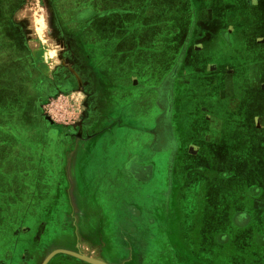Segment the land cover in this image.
I'll list each match as a JSON object with an SVG mask.
<instances>
[{
  "label": "crops",
  "instance_id": "0c3cea01",
  "mask_svg": "<svg viewBox=\"0 0 264 264\" xmlns=\"http://www.w3.org/2000/svg\"><path fill=\"white\" fill-rule=\"evenodd\" d=\"M79 1L82 2L74 5L72 10L62 11L58 8L56 11L62 20L69 17L67 19L72 18L79 22L78 32L75 34L83 36L81 45L84 49L79 56L83 61L82 65L90 69L93 59L105 60L107 64L113 63L108 70L115 82L116 89L111 91L115 96H108L110 91L106 93L104 88V100L96 104L89 96L92 91L100 89H92L90 86L86 90L88 97L85 98V90L80 85V74L72 66V72L79 82L78 88L64 94L74 98L71 119L73 122L79 120V124L87 123V130L83 133L78 131V136L67 149L64 148L65 143L55 147L43 145L42 141L45 140L34 130L41 125L40 118L34 121V128H30V132L26 128L15 133L12 126L0 122V130L10 135L0 142V173L8 175L12 166L17 164L21 169L34 174V178H27V186L21 182H16L17 185L14 186L15 181L9 183L8 179L3 180L5 178L0 175V197L3 194L9 196L10 188L28 187L32 206L39 205L38 212L27 215L11 216L7 212L0 214V221H4L0 224V238H6L0 239V264H41L45 255L54 248L67 249L105 264H138L134 263L136 260L140 264H150L155 260L154 257L160 259L159 261L169 262L172 252L179 251L200 253L199 257L191 256L192 261L195 259L200 264H219V219L226 218L228 221L233 216L237 219L241 212H245L249 217V224L252 219L263 220L264 217H254L256 209L251 215V210L239 206L243 201L241 197L236 199L238 196L234 182L224 184L220 180L233 172L239 174L240 170L237 167L236 171L230 172L219 169L221 153L224 164L228 167L232 164L225 146L219 143V104L216 109L209 100L201 107L202 102L199 101L200 111L204 114L202 118L207 116L211 120H196L199 111L192 104L200 89L184 85V80H188L189 68H197L196 64L191 65L190 56H185L172 85L167 126L173 137L174 149L173 152L168 151L172 157L168 179L155 182L151 193L140 191L152 173L154 162L150 160L151 157L160 150H168L163 148L164 144L152 143L150 129L156 122L161 124L165 120L158 118L161 106L164 105L158 98L159 89L164 77L173 67L177 49L184 39V31L189 25L186 21L192 14L191 5L186 8L185 1L179 7L178 2L167 4V0H156L158 4L151 3L152 0ZM24 3L25 0H7V4L0 7V12L10 13L4 26L19 27L13 21L17 13L24 11ZM83 8L88 11L80 13ZM43 9L47 11L44 5ZM64 12L69 16L63 15ZM108 48L112 51L107 52ZM7 57L17 58L16 55ZM32 60L35 65L36 62L43 63L37 54L32 55ZM201 61L200 57L199 64ZM206 64L208 67L212 65L208 62ZM1 87L3 94L0 92V116L15 120L16 125L34 117L36 112L16 103L15 95L11 98L4 95L9 87ZM216 88L219 89V86ZM9 101L14 105L7 108ZM86 109L88 111L83 115ZM209 111L216 112L208 114ZM21 114L23 119L19 117ZM47 117L49 116H44L46 121H50L51 118ZM129 130L135 139H140L142 147L139 148L138 144L132 152L127 151L125 162L118 166V172L125 180L121 181L119 178L114 185L108 187L104 195L100 194L97 198L95 191L91 197L88 194L89 179L83 169L86 170L85 167L92 159L97 142L104 138L116 139L118 133L121 136ZM141 150L147 152L146 156ZM66 171L73 173V180H65ZM66 187L72 188L70 196L64 190ZM104 189L106 190L105 187ZM221 189H225L229 196L225 197V191L222 192ZM33 193L35 198L32 200ZM249 193L247 197L250 201L257 198ZM230 196L235 198L236 205L233 204L234 201L229 202ZM137 197L144 199L139 200ZM66 198L71 200L70 209H65ZM52 201L55 209L45 213ZM226 201L232 207L221 216L219 204H225ZM9 202L7 199L0 200V204ZM260 203H264V198ZM192 205L199 207L200 213H194ZM31 219L56 222L55 231L50 232L57 239L50 246H39V252L34 251V254L31 247ZM67 219L72 223L65 232L62 221ZM17 220L24 221L25 226L23 238L21 233L18 234L20 247L16 252L6 241L15 236L11 231L13 221ZM59 224L62 225L60 233V228L57 229ZM151 226L154 229L152 233L149 232ZM44 229L46 227L40 228V233ZM203 252L213 256L208 263H204L207 257ZM45 264L93 263L58 252Z\"/></svg>",
  "mask_w": 264,
  "mask_h": 264
},
{
  "label": "rangeland",
  "instance_id": "374dc122",
  "mask_svg": "<svg viewBox=\"0 0 264 264\" xmlns=\"http://www.w3.org/2000/svg\"><path fill=\"white\" fill-rule=\"evenodd\" d=\"M185 1H187L186 8L191 5L193 22H197L200 19H204L203 17L204 14H207L203 11H200L202 5L205 4L214 5L216 7V13L218 16H219L220 7L221 6L223 7L222 0H191V2L190 0H167L165 3L172 4L173 2L175 3L178 2L179 4L177 5L180 7V5L183 6V3ZM228 1L231 3L230 7L232 9L226 12V15L230 17L229 20L224 23L225 26L229 27L231 31V33L229 34L230 37L229 46H224L223 48H219V44H218L219 39L216 37L217 36L216 33L217 32L219 33V28L217 30L216 28L214 30V28L212 27L205 28V33L207 34V42L210 45L209 47H212L214 49V51L212 50V53H208L209 57L210 56L213 57L211 60H215L216 58H218L220 61L219 63L221 64L223 63L222 67L229 65L230 67L233 66L235 68L236 71L235 72L236 76L234 80L235 88H236L235 96L236 98H238L240 97V95L245 93V91H253L252 89H250L252 83L246 81L245 79L247 75L246 73L247 71L245 70L244 67H246V65L252 66L253 63L255 62L257 69L259 68L264 69V0H227L226 2L229 4ZM160 2L161 1H159V3ZM151 3L158 4L156 0H152ZM45 4L46 2L44 0H25L24 8H23L24 11L17 13L14 18L15 23L19 26L14 34L16 36H19L20 42L22 44L24 43L27 46V49L29 51L28 53L32 55L37 54V57L43 60L42 61L43 63L41 64H43L44 68L50 70L53 66L56 65V62L58 61V57L62 51L59 50V43L56 38L57 35L55 33V28L51 26V22H50L51 15L50 13H48V11L43 9V5ZM212 8L215 11V8L214 7ZM0 17L1 19L6 20L7 15H5V13L0 12ZM1 63L2 61L0 58V72H1V68H3L4 66ZM242 65H244V67H242ZM4 83L5 82L3 80L0 82V85L3 86L5 85ZM258 84H259V79L257 80V86ZM1 93L3 94V92ZM15 93L17 94V96H15L16 103H20V106L23 107L21 99L24 100L23 97L25 92L23 91L21 93L19 92H15ZM4 95L7 96L8 98H11L13 97V92H8L7 95L4 92ZM18 95L21 97H19ZM26 95L29 94L26 93ZM2 98L4 99L5 97H1V99ZM236 98H234V100L237 103H240ZM255 98L257 104L258 102L259 104L260 103L264 104V92L260 91V89L257 90L256 97L254 96L249 97V101L252 103ZM209 100H211L212 106L216 109L219 102H221L219 104L220 112L217 111V114L223 115L227 118L231 117V116L228 117V115L231 114L229 112L227 113V109L225 108L227 107L225 105L227 99L224 100L219 99V89L211 85H207L206 87L201 88L198 93H196V96L193 100L194 104H192V107L197 108L199 111L198 118L196 119L197 121L200 120L202 121L204 118L207 119L206 121L211 120V118L210 117L207 118V116H204L202 118L203 113L200 111V108ZM73 101H74L73 97L67 96L64 93H59L49 98L40 109L44 113L42 114L44 116L46 115L49 116L51 118L50 121L53 123V125L55 124L58 127V125L61 124L62 122H68V120L71 119L72 110H73ZM199 101L202 102L201 107L199 105ZM6 105H8L7 108H9L12 107L14 103L10 102ZM212 112L213 111H209L208 114H212ZM215 112L216 111H214L213 114ZM260 113H263V110H261ZM33 116H35V119H32V121L34 122L39 116L37 114ZM19 117L23 119L22 114L19 115ZM29 120H27L28 122L23 120L20 125H16L15 120H12L9 117L0 116V122L12 126L15 133H20L19 132L20 130L23 131L26 128H28V131L30 132L31 130L29 129L34 128V124L32 121ZM46 125H43L42 128L45 129L46 127H48V125L47 126ZM244 125L245 126L250 125V123H244V122L232 123V121H229V128H232L233 133L237 131L238 138H245ZM125 133L126 134H122L121 136L120 133H118L116 139L104 138V140L100 139L97 142L96 151L94 152L92 159L85 167L86 170L83 169V172L85 173V175L88 176L89 179V182L87 181L89 186L88 194L91 197L95 191H96L95 197L97 198L100 197L101 195H104L108 187L114 185L115 182H117L116 180H118L119 178L121 181L122 179L125 180V178L122 177V174L118 172L117 169L118 166H120L121 164H123V162H125V157H126L125 153L127 151L132 152L134 148L138 147V144H139V148L142 147L140 144L141 142L140 139L139 138L135 139L134 135L132 134V132H130V130ZM227 136H229V134ZM8 137H10L8 133H5L0 130V142L6 140ZM221 140L222 139H219V141ZM229 143L230 142L227 141L225 144L230 147V150H226V153H229L227 157L230 158L229 160L232 163L231 167H228L226 166L227 164H224L223 161L224 157L222 156L221 153L219 154V163H220L219 169L221 170L222 169L221 167H223L222 169L223 172H230L231 170L236 171V167H237L239 168L240 173L238 174L236 172H233V174H230V176H227V178L220 180H222L223 183L225 182L224 184H227L231 181L234 182L237 188V196H238L236 197V199H240L239 197H241L242 198L241 201H243V204L241 203L239 204V206H241L242 208L247 207L249 210H251L250 212L251 215H253L254 213L253 210L256 209V214H254L253 216L256 217L257 215L259 218H263V215H261V213L264 212V203H260V201L262 198H264V191H263L264 190V155H263L264 152L261 151V148L264 149V141L261 143V145L257 143L255 145V148H253L251 141L250 142L245 141V144L239 146L240 153L238 147H235V141L234 143H232L231 141L230 145ZM47 145L49 147L51 146L49 141ZM163 148L167 149V146H165L164 144ZM243 150L246 151H244L243 153ZM168 151L169 150H160L159 152H156V154L152 156L151 159L149 158L152 162H154V165L151 171L152 173H150L149 178L143 183L144 186H142L140 190L141 193L142 191L151 193V191L154 188L155 182L164 181L166 178L168 179L167 177L168 171L170 170L169 165L171 164V159H172L171 153ZM237 151L238 153H236ZM141 152H143L144 155L146 156L147 153L146 151L141 150ZM137 160H139V157L137 158ZM64 174H65V180L68 181L73 180V173L71 171H66L64 172ZM32 178H34V174ZM16 185L17 183L14 184V186ZM260 186L263 187L262 191L260 189ZM104 187L106 188V190L104 189ZM17 189L18 188H15V190ZM34 189L35 188H33L32 190ZM64 190L69 194V196L71 195L72 188L66 187ZM221 191L222 192L225 191V193H223L224 196L226 195L225 197L229 196V194L227 195V191L225 189H221ZM247 193H249V195H255V197L257 198H255L254 200L252 199V201H250V198L247 197ZM34 198L35 196L33 193L32 200ZM137 199L139 200L144 199V197H139V198L137 197ZM34 201H36V199ZM66 201L67 204L65 209H70V207L72 206L70 203L71 202L70 198L69 199L66 198ZM231 201H234L233 203L234 205L237 204L235 203V198L230 196L229 202L231 203ZM68 203L70 205H68ZM230 207L232 206L227 201L225 204L223 203L219 204V212L221 213V216L224 215L225 211L226 212L227 210L229 211ZM54 209H55V204L52 201L51 203H49L48 209L45 210V213H48L50 211L52 212ZM209 209H210V205L208 206V210ZM31 210L32 212H38L39 208L38 206L35 207L32 206ZM192 210L194 213L195 212L200 213V208L194 207V205H192ZM202 213H203L202 216L204 217L205 211L203 210ZM239 216L237 217V219H235L233 216L231 220L228 221L226 218L219 219V250H221V252H219V264H260L259 262H257V260L258 259L261 260L260 253L262 252V249L260 245L264 243V233H263L264 225L262 226L264 219L263 220L252 219V221H250L251 223L249 222V224H247L249 218L248 215L245 212H241ZM253 216L251 218H253ZM33 217L34 216H32V218ZM2 222L4 221L1 220L0 224ZM13 222L14 225L12 226L13 230L11 232L15 234V236H13V238L10 237L11 239L9 238L6 241V244L9 245V240H10L11 242L10 245L13 244L12 249L17 252V250L20 247L18 246V241H17L19 238L18 234L21 233V238H23L22 235L25 224L24 221L21 220H17L16 222L15 221ZM30 223L33 232V240L31 244L33 254L35 253L34 251L39 252L38 251L39 246L40 247L50 246L53 244V241L57 239L56 238L57 236L55 237L53 233L50 232L52 230L53 232L55 231L56 222H52L50 220H45V219L41 221L36 219H31ZM62 223H64L63 231L66 232L67 231L66 228L71 226L72 221L67 219L65 221H62ZM237 224H240L241 226L239 225L237 226ZM152 226L150 227L149 230L150 233H152V231L154 230ZM44 227H46V229H44L40 233L39 229ZM61 227L62 225L60 224L57 227V229L60 228L59 233L62 231ZM256 230H259V232ZM12 239L14 240L13 242L11 241ZM203 254L204 256L207 257L206 261L204 260V263H208L207 261L209 260V258L213 257L212 255H207V253L205 252H203ZM55 255L56 253L53 254L51 257H54ZM191 256L199 257L200 253H195L194 251L193 252L179 251V253L172 252V257L169 262L159 261L160 259L156 257L154 258L155 261L159 262V264H200L195 259H193L192 261Z\"/></svg>",
  "mask_w": 264,
  "mask_h": 264
},
{
  "label": "flooded vegetation",
  "instance_id": "af4514ba",
  "mask_svg": "<svg viewBox=\"0 0 264 264\" xmlns=\"http://www.w3.org/2000/svg\"><path fill=\"white\" fill-rule=\"evenodd\" d=\"M44 1L46 2L44 6L46 7L48 13H50L51 15V26L55 28V33L57 35L56 38L59 43V50L62 51L59 55L60 58L56 62V65L53 66L50 70L45 69L43 64L41 63L36 62L35 65L34 60H32V54L28 53L29 51L27 49V46L24 43L22 44L20 42V37L14 34L17 28L4 26V24L8 21L7 19L10 14L5 13V15H7L6 20L1 19L0 17V58L2 61L1 64L4 65L3 68H1L0 72V82L4 80L5 85H3V87H9L7 88L8 90H5V93L13 92V95L17 96L15 92H25L23 97L24 100L21 99L23 107L32 109L34 113L36 112V114L39 116L38 118L42 120V122L40 123L41 125L37 126L34 130L35 132L37 131V135H40L42 137L41 139L45 140L42 141L43 145H47L48 141L52 147L65 143L63 145L65 146L64 148L67 149L68 147H71V142L75 140L79 132L83 133L85 130H87V123L81 122L79 124V120L73 122V119H71L68 122H62L57 127L55 124L53 125L51 121H46L42 114L43 111L40 108L49 98L53 97L54 95H57L59 93H69L73 91V89L78 88L77 86L79 82L72 72V66L80 74V85L83 86L85 90V98L88 97L89 93L86 94V90L88 89V87L90 88V86L92 87V89H100V91H92V95L90 94L89 97L91 98L92 102L96 101V104L102 103V101L104 100L102 94L104 88L106 90V93L110 91V94L108 96H111L112 98L115 95L114 93L112 94L111 91L113 90L114 92L116 88L115 82L109 75L108 69L113 66V63L107 64L105 60L95 61L93 59L90 69L88 68V66L82 65L83 61L81 58H79V56L84 49V46L81 45L83 36L75 34L78 32L77 26L79 25V22L77 20H73L72 18L67 19L69 17H64V19L62 20L60 19L61 17L59 18V15L56 11L58 8L59 10L62 9V11L63 9L72 10V7L74 5L78 4L79 2L81 3L82 1ZM226 1L222 0L224 9L222 6L220 7L219 16L216 13V7L214 5L207 4L202 5V7L200 8L201 11L207 13L204 14V19L193 22V16L191 14V18L186 21L189 25L188 27H186L184 31V39L177 49L173 67L170 69L169 74L165 76L164 80L161 82L162 84L159 89L160 96L158 98L164 105L161 106V111L158 118L165 120L161 124L159 122H156L154 124V126L150 129V136L152 138V143H155L157 145L165 144L169 151L173 152L174 149L173 137L169 132V126H167V115L171 107L170 102L172 85L173 81L177 78L176 72L184 61L185 56H190L191 65L196 64L195 66H197V68L196 70L193 68L192 70H190L189 68L188 80H184V85L188 86L189 88L195 86L196 89L204 88L207 85H211L213 87L219 86V99H227L225 102V105L227 107L225 108L227 109V113L229 112L231 114L228 115V117H231L227 118L223 115H219V139H222L219 142L224 145L227 141L230 143L231 141L232 143H234L235 141V147H238L240 153L239 146L245 144V141H251L253 148H255V145L257 143L261 145V143L264 141V104H259V102L257 104L256 98L252 103L249 101V97H256V92L258 89L264 92V69H257L255 62L252 66L246 65V67H244V65H242V67H244L247 71L245 79L246 81L252 83L250 89H252L253 91H245V93L240 95V97L236 98V88L234 82L236 76L235 68L233 66L230 67L229 65L222 67L223 63H219L220 61L218 58L215 57V60H211L213 57L208 56V53H212V50L214 51V49L212 47H209L210 45L207 42V34L205 33V28L212 27L214 28V30L215 28L216 30L219 28V33H216V37L219 39V43L217 42L219 44V48L229 46L230 43L229 34L231 33V31L229 27L225 26L224 22H227L229 20L230 16H227L226 12L231 10L232 8L230 7L231 3L228 1V4ZM6 4L7 0H0V7L5 6ZM211 6L215 8V11ZM84 11L88 10H86V8H83V11H80V13ZM63 15L69 16V14L65 12L63 13ZM13 22L15 23V21ZM11 24L13 25L12 22ZM111 39L112 38H110V40ZM115 39H118V37ZM106 51L111 52L112 49L108 48L106 49ZM195 54L197 55L196 57L194 56ZM9 55H16L17 58L9 59L7 57ZM200 57L202 61L199 64ZM206 62L212 65L208 67ZM258 79L259 84L257 86ZM1 89L3 88H0V92H3ZM26 93H28L29 95H26ZM234 98H236L240 103H237ZM220 103L221 102H219V104ZM261 110H263V113H260ZM87 111L88 110L86 109L85 112H83V115L86 114ZM29 119V121H32V119H35V116L30 117ZM229 121H232V123H250V125H244L245 138H238L237 131H235L234 133L232 132V128H229ZM45 123L48 125V127L43 129L42 127L43 125H46ZM228 134L229 136H227ZM159 148L162 147L160 146ZM225 149L230 150V147L225 144ZM244 151L246 150H243V153ZM261 151L264 152V149L261 148ZM236 153H238V151ZM130 165L131 164H129V166ZM21 168V166H18L16 164L12 166V169L10 173H8V175L5 176L2 173H0V175L5 178L3 180L8 179L7 181H9V183L11 181H15V183L21 182L23 185L27 186V178H32L33 174L29 173L26 169ZM260 189L262 191L263 187L260 186ZM6 199L10 202L9 204L3 203L2 206L0 204V214H4L5 212H7L12 216L27 215L32 213V203L30 201L31 193L28 187L20 188L17 190H15V187L10 188L9 196L3 194L0 197V200L4 201ZM33 206L35 207L39 205ZM261 215H263L264 217V212L261 213ZM0 239L4 240L6 238L1 237ZM12 245L13 244H11V247ZM134 263L140 264V262H138L137 260L134 261ZM157 263L158 262L154 260L150 264Z\"/></svg>",
  "mask_w": 264,
  "mask_h": 264
},
{
  "label": "water",
  "instance_id": "95a60500",
  "mask_svg": "<svg viewBox=\"0 0 264 264\" xmlns=\"http://www.w3.org/2000/svg\"><path fill=\"white\" fill-rule=\"evenodd\" d=\"M58 252H62V253H67V254H70V255H74V256H76V257H78L80 259L86 260V261H88L90 263H93V264H105V263H103L100 260H97V259H94V258H89V257H86V256L81 255L79 253L72 252L70 250L63 249V248H54L51 251H49L45 255V257L42 259L41 264H45L53 254L58 253Z\"/></svg>",
  "mask_w": 264,
  "mask_h": 264
},
{
  "label": "trees",
  "instance_id": "16d2710c",
  "mask_svg": "<svg viewBox=\"0 0 264 264\" xmlns=\"http://www.w3.org/2000/svg\"><path fill=\"white\" fill-rule=\"evenodd\" d=\"M260 246H261L262 252L264 253V243L262 245H260ZM262 252L260 253L261 260H259V259L257 260V262H259L260 264H264V255H263Z\"/></svg>",
  "mask_w": 264,
  "mask_h": 264
}]
</instances>
